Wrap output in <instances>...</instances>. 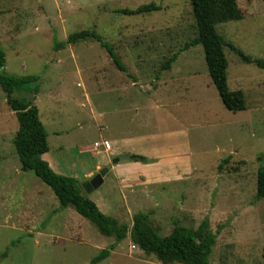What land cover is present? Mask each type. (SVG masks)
Segmentation results:
<instances>
[{
    "label": "rangeland",
    "instance_id": "rangeland-1",
    "mask_svg": "<svg viewBox=\"0 0 264 264\" xmlns=\"http://www.w3.org/2000/svg\"><path fill=\"white\" fill-rule=\"evenodd\" d=\"M237 1L243 20L221 24L217 30L240 51L264 59V0ZM148 4L161 10L141 16L116 13ZM81 30H94L114 47L139 89H156L148 94L162 102L161 107L156 108L154 99L152 109L136 101L134 136L162 141L174 131L176 137L184 135L190 151L189 174H172L163 187L150 188L146 197L139 193L142 189L128 193L113 179L90 192L82 189V195L119 222L131 223L138 212L151 213L161 236L170 234L176 222L196 229L207 220L216 235L210 264H261L264 199L255 195L257 171L264 166V71L225 50L228 88L245 95L246 110L240 112L223 106L201 45L184 50L169 70L162 71L166 60L196 37L188 0H0L4 71L40 78L34 104L49 149L56 151L59 144L67 151L72 147L73 159L76 144L101 148L93 145L99 142L101 127L95 82L115 68L96 42L54 49ZM5 98L0 88V264H89L104 249L109 254L97 264H160L139 249L132 250L127 238L111 249L112 238L102 237L73 210L61 208L47 185L32 172L21 171L12 144L18 125ZM113 103L101 109L111 114L108 118L120 121V116L131 113L127 108L111 113L120 110L113 109ZM113 129L119 131L120 126L113 124ZM71 162L61 156V164ZM82 162L84 168L92 165L89 157ZM76 174L81 187L89 181L82 178L83 171Z\"/></svg>",
    "mask_w": 264,
    "mask_h": 264
},
{
    "label": "trees",
    "instance_id": "trees-1",
    "mask_svg": "<svg viewBox=\"0 0 264 264\" xmlns=\"http://www.w3.org/2000/svg\"><path fill=\"white\" fill-rule=\"evenodd\" d=\"M191 17L196 24V37L185 44L183 49L173 53L161 66L162 71L169 70L184 50L201 45L209 78L216 89L223 106L231 112L246 110L245 95L242 90L231 91L228 88V62L225 50L235 53L241 62L252 64L264 71V59L254 58L237 49L232 42L222 36L217 28L219 25L243 20V13L237 0H188ZM161 7L155 4L143 5L135 10H119L118 14L141 16L158 12ZM96 42L105 49L115 67L127 74V68L120 62L114 47L105 42L94 30H81L67 36L64 43L54 45L56 51L67 45ZM5 54L0 48V88L5 94L6 104L13 112L18 128L12 144L19 159L22 172H32L52 191L61 208H69L78 216L95 226L102 237L112 238L111 249L125 238L135 245L145 256L153 257L160 264H210L208 262L216 243V235L209 229L204 220L196 229L181 226L178 222L170 234L161 236L159 228L154 225L151 213H136L131 223L119 222L116 218L100 212L97 205L82 195L81 183L76 178L61 176L54 173L42 159L49 150L48 134L40 119L35 96L39 92L38 76H14L4 71ZM158 76H156V79ZM32 95V97L28 96ZM143 163L148 160L135 157ZM228 162H221L220 169ZM257 200L264 199V166L256 175ZM4 252L1 257H5ZM109 251L104 249L89 264H97L107 258ZM264 264V249L262 263Z\"/></svg>",
    "mask_w": 264,
    "mask_h": 264
},
{
    "label": "crops",
    "instance_id": "crops-1",
    "mask_svg": "<svg viewBox=\"0 0 264 264\" xmlns=\"http://www.w3.org/2000/svg\"><path fill=\"white\" fill-rule=\"evenodd\" d=\"M127 68V67H126ZM99 76V75H98ZM158 76V74L156 75ZM159 79V78H157ZM160 80V79H159ZM162 80L159 81V85H162ZM135 79V76L131 74L127 69V74L119 71L116 67L107 69V72L97 77L95 82L96 92L98 94L97 107L99 119H101L99 142H107L109 147H101L95 149L94 146L90 147L86 144H76L73 148L76 150V155L70 157V149L67 151L65 145L59 144L56 151L48 150L47 153L42 155V159L48 164L51 170L61 176L69 175V177L77 178L79 170L83 171L82 178L90 180L97 173L110 166L107 174L103 178L102 184L107 179H113L117 181L119 185L128 189V193L134 194L137 188L142 189L139 193L147 191L150 188L163 187L164 183L169 176L174 173L184 172L189 174L188 166L186 165L187 155H189V149L186 141H183L184 135L179 133L176 137L174 131H170L165 135L167 139L162 141L155 140L146 136L135 137L132 132V118L135 116V112L138 114L139 110H135L138 104L144 103V107L147 105L148 109H152L151 99H154L149 92H155V88L152 90L143 91L139 89ZM104 92L110 93L108 97L104 96ZM53 98V97H52ZM156 101V108L161 107L162 102ZM136 101H141L136 105ZM107 102H114L111 107L120 109L111 111V113L117 114L123 108L130 109L131 113L122 116L120 121L108 118L111 114H106L101 109L107 106ZM143 109V108H142ZM135 110V111H134ZM39 111V110H38ZM40 115V114H39ZM107 115H109L107 117ZM114 121V122H113ZM119 125L120 130L113 129V124ZM81 127V124H78ZM102 132H108L107 136H102ZM58 138V135H55ZM178 138V141H177ZM171 140V141H170ZM49 146V137H48ZM65 154L67 158L71 159V163L61 164V156ZM118 156L128 157L127 160L119 161L116 164H112V160ZM185 157L183 160H179V157ZM86 157L91 158L92 165L84 168L82 160ZM135 157H143L147 159L148 163H143L137 160ZM177 165L179 167H177ZM101 184V185H102ZM145 195V197L147 196ZM129 211V208H126Z\"/></svg>",
    "mask_w": 264,
    "mask_h": 264
},
{
    "label": "water",
    "instance_id": "water-1",
    "mask_svg": "<svg viewBox=\"0 0 264 264\" xmlns=\"http://www.w3.org/2000/svg\"><path fill=\"white\" fill-rule=\"evenodd\" d=\"M128 157L125 156H118L117 158H114L112 160V164H116L119 161L122 160H127ZM110 166H106L105 168H103L102 170H100L97 175H95L91 180H89L86 184L82 185V189H84L86 192H90L92 190H96L98 189L102 182H103V178L104 176L107 174L108 170H109Z\"/></svg>",
    "mask_w": 264,
    "mask_h": 264
},
{
    "label": "built area",
    "instance_id": "built-area-1",
    "mask_svg": "<svg viewBox=\"0 0 264 264\" xmlns=\"http://www.w3.org/2000/svg\"><path fill=\"white\" fill-rule=\"evenodd\" d=\"M95 146H98V147H100V146L101 147H109V144L107 142H101L100 144L96 143ZM131 249L132 250H137L138 248L135 245L131 244Z\"/></svg>",
    "mask_w": 264,
    "mask_h": 264
}]
</instances>
